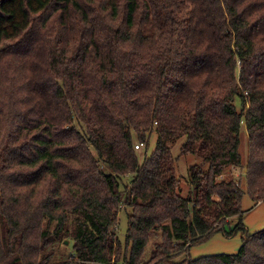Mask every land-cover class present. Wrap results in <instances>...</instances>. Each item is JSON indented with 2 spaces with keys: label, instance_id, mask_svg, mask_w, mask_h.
Segmentation results:
<instances>
[{
  "label": "trees",
  "instance_id": "trees-1",
  "mask_svg": "<svg viewBox=\"0 0 264 264\" xmlns=\"http://www.w3.org/2000/svg\"><path fill=\"white\" fill-rule=\"evenodd\" d=\"M15 1L0 0V264H264V229L241 223L245 193L264 202V0ZM222 230L242 232L237 253L190 258Z\"/></svg>",
  "mask_w": 264,
  "mask_h": 264
},
{
  "label": "rangeland",
  "instance_id": "rangeland-1",
  "mask_svg": "<svg viewBox=\"0 0 264 264\" xmlns=\"http://www.w3.org/2000/svg\"><path fill=\"white\" fill-rule=\"evenodd\" d=\"M18 1L19 0H16L15 1L16 3L7 5V9L18 11ZM32 3L35 6L36 4L35 0H32ZM242 134L245 139L246 135L244 133ZM155 142H156V134L153 133L149 141V145H150L148 148L149 152L154 149ZM179 145L180 144L177 143L173 149L174 156H177L179 153ZM194 160L195 159L193 157L186 156L180 158L178 161L175 162V171L179 180V186L181 188L183 196H185L190 190V185L188 182V168L195 162ZM104 169L107 170L105 167ZM233 173L235 178H237L236 176L239 175V173L241 172L240 170L236 169L235 171H233ZM128 183H129V179L124 178L122 184H128ZM241 206L244 212L241 223L245 226L247 234L252 235L254 233L262 231L264 229V202L255 203L245 193L242 197ZM119 218L120 221H119L118 236L120 237V239H124V235L127 229L126 213L122 211L119 215ZM237 223H238L237 219H232L230 221V226L226 227V230L228 231L229 228L233 229ZM242 238L243 237L241 231L233 233L231 237H226L222 230V232H218L212 235L208 240L191 246L189 248L188 254L192 259H196L203 256L216 255V254H235L237 253L239 247L242 244ZM149 247L150 246H147L145 250V255L149 254L150 252ZM58 254H59L58 257H60L61 260H67L70 256H72L73 255L72 241L69 242L64 241L63 244H59ZM181 256L177 260H181V258L185 257L184 254Z\"/></svg>",
  "mask_w": 264,
  "mask_h": 264
},
{
  "label": "crops",
  "instance_id": "crops-1",
  "mask_svg": "<svg viewBox=\"0 0 264 264\" xmlns=\"http://www.w3.org/2000/svg\"><path fill=\"white\" fill-rule=\"evenodd\" d=\"M181 257H182V256H181ZM178 258H179V257H178ZM178 258H177V259H178ZM184 258H185V257H184ZM184 258H181V260H177V259H176L175 262H181V261L184 260Z\"/></svg>",
  "mask_w": 264,
  "mask_h": 264
},
{
  "label": "built area",
  "instance_id": "built-area-1",
  "mask_svg": "<svg viewBox=\"0 0 264 264\" xmlns=\"http://www.w3.org/2000/svg\"><path fill=\"white\" fill-rule=\"evenodd\" d=\"M238 176V175H237Z\"/></svg>",
  "mask_w": 264,
  "mask_h": 264
}]
</instances>
